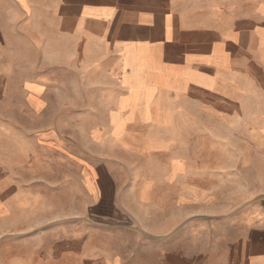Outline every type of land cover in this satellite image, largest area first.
I'll list each match as a JSON object with an SVG mask.
<instances>
[{"label": "crops", "instance_id": "1", "mask_svg": "<svg viewBox=\"0 0 264 264\" xmlns=\"http://www.w3.org/2000/svg\"><path fill=\"white\" fill-rule=\"evenodd\" d=\"M10 53L16 61H41L49 76L62 66L80 81L75 89L66 85L63 94L54 80L44 85L35 75L14 90ZM0 59V111L36 115L59 96L62 106H98L99 124L86 131L100 138L110 164L130 170L141 162L200 158V139L211 131L215 157L261 154L264 176V0H0ZM4 122V129L11 125ZM194 132L196 141L189 134ZM4 133L0 240L36 247L35 238L42 237L37 250L47 246L51 252L45 242L49 218L35 215L48 210V172L56 164L51 167L45 154L60 167L59 139L54 133L56 143L46 148L40 142L45 136L36 132L31 156L23 150L27 130L21 129L20 144ZM178 147H185V155L173 152ZM137 175L129 194L139 206L145 187L152 192L155 185ZM183 179L167 184L188 195V208L197 197H208L200 172L186 171ZM88 188L92 194L90 183ZM244 204L234 220L229 217L228 233H221L225 218L209 214L208 203L199 205L203 213L189 216L191 251L170 236L156 239L148 253L146 234L138 233L132 244L143 253L134 256L101 258L97 239L86 238L81 217L74 216L73 227L60 229V257L26 264H264V209L251 200ZM109 224L112 233L131 229L115 226V219ZM88 244L92 252L85 257Z\"/></svg>", "mask_w": 264, "mask_h": 264}, {"label": "rangeland", "instance_id": "2", "mask_svg": "<svg viewBox=\"0 0 264 264\" xmlns=\"http://www.w3.org/2000/svg\"><path fill=\"white\" fill-rule=\"evenodd\" d=\"M11 49L13 50V48H7L8 53L9 50L12 51ZM7 59L8 70L14 75V78L9 80L14 90L23 82L32 83L36 78L35 75H37L36 80L44 85H49L54 80L63 94H65L66 85L73 86L75 89L80 81L78 75H65L62 66L56 68V76H49V71L41 66V61H28L25 58L22 61L19 59L16 61L12 53L7 55ZM56 62L62 63L63 61L57 60ZM78 98L79 101L75 98V103H80L81 99ZM65 103V98L61 100L60 96L57 100L51 98L47 102L50 106L38 110L36 115L30 110L0 111V153L2 156L6 149L5 129L19 144L21 129L27 130V137L22 134L23 150L29 152L31 156L36 151V132L45 136L40 142L46 148L52 147V142L56 143L57 139L53 136L56 133L59 139L57 146L61 151L60 167H57V158L54 161V157L48 152L45 154L51 167L54 162L56 167L49 168L51 172H48L49 187L46 191L49 202L48 210L35 215L38 219L42 218L44 222L49 218L50 228L45 231V234L49 233L50 237H45V242L47 240L50 242L52 251H47V243H45V252L42 249L37 250V247L43 245L42 237L38 240L35 238L36 247L31 246L30 241H19L18 244L16 242L13 244L10 239L0 240V264H26L40 262L44 259H58L60 257V229L68 230L73 227L74 216L81 217V229L86 238L92 235L94 241L95 236L100 244L99 256L102 258L103 256H134L140 252L143 253L139 245L132 244L135 237L133 235L138 233L146 234L148 253L151 248L155 249L156 239L164 238L165 241V238L170 236L178 237L180 247L191 251L189 216H200L203 210L199 208V205L204 203H208L207 212L209 214L214 213L225 218V221L220 220L221 225L222 222L226 225V227L222 225L223 232L221 233L229 232V221H231L229 217L237 215L247 201L251 200L252 203H256V206L264 209L261 154L242 156L222 154V157H215L212 135L209 131V137L204 135L200 139V158L174 160L172 165L169 160L147 161L128 170L117 163L110 164L104 160L100 138L96 141L87 135L86 130L89 126L99 124L97 121L99 107L95 105L62 106ZM84 111L87 112L85 116ZM20 118L26 121V125H18ZM5 120L11 125L4 129ZM189 134L190 138L193 136L196 141L195 132ZM173 150L174 153L185 155V147ZM186 171L200 172L202 181L207 184L209 194L208 197H194L196 199L192 201L193 207L189 208L188 195L179 193L178 190L175 192L167 184V181H170L174 183V186L180 185L186 177ZM136 173L137 176L150 177L148 181L154 180L153 185H155L152 192L151 190L147 192L145 187L142 192L143 198H140L142 204L139 206L134 196L129 194L130 179ZM168 173L170 175L165 176ZM94 181L96 182L95 188ZM89 183L92 187V194L88 191ZM120 192L121 195H119ZM39 207H34V209ZM62 219L65 220L62 221ZM112 219H115V226L122 225L131 229L112 233L110 231L112 225L109 224ZM88 245L90 247V244ZM91 249L90 247L87 252H84L85 257L91 256ZM93 252L95 253V248Z\"/></svg>", "mask_w": 264, "mask_h": 264}]
</instances>
